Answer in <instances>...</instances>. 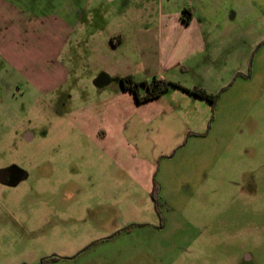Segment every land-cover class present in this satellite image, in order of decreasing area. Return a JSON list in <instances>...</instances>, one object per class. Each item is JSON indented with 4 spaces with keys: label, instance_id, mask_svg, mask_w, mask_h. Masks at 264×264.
<instances>
[{
    "label": "rangeland",
    "instance_id": "1",
    "mask_svg": "<svg viewBox=\"0 0 264 264\" xmlns=\"http://www.w3.org/2000/svg\"><path fill=\"white\" fill-rule=\"evenodd\" d=\"M4 1L72 33L40 40L62 45L58 87L44 95L21 70L38 42L21 47L10 32L0 42V168L28 175L0 184V264H264V0ZM109 33L146 36L166 67L142 59L157 80L217 95L215 105L177 88L136 105L115 77L96 88L100 67L147 74L127 44L91 56Z\"/></svg>",
    "mask_w": 264,
    "mask_h": 264
},
{
    "label": "crops",
    "instance_id": "2",
    "mask_svg": "<svg viewBox=\"0 0 264 264\" xmlns=\"http://www.w3.org/2000/svg\"><path fill=\"white\" fill-rule=\"evenodd\" d=\"M183 10L187 11L188 18L186 19L184 17V14L182 15L177 14L176 18L179 21L180 25L186 27L189 24H191L194 18L193 15L191 16L188 13L187 9L183 8L182 11ZM150 14L152 15V13ZM161 18L163 21L164 17ZM184 19L186 20V22L184 21ZM4 32H10L13 36V39H15V41L18 42V44L21 43L20 46L23 47L26 45L24 42L29 43V41H33L34 45L36 42H38L36 43V46H39L40 40H47L49 42L51 41V39L56 38V35L59 38V40H62L61 43L63 44L66 39V36L72 33V28H71V23L58 19L53 15L41 16V17L29 15L26 18V16L22 14L21 11H18L17 8L13 6L11 3L4 0L3 1L0 0V42H2L7 38ZM115 34L116 33H109L105 37H100L97 38L96 40H93V42L90 43V47L92 50L91 51L92 55L91 54L90 55L93 57H97L100 56L101 50H103V52L107 50L108 51L119 50L120 46L127 44V49L125 50L126 52L125 56H127V58L134 59V61H136L135 59H138L143 69L142 70L143 73H147L145 77H143L141 80H138V82H143L150 78L157 79L158 76V74L151 73L148 67L144 65V63H142V61L145 58L146 59L151 58L152 60H154L156 66H158L159 68L157 72L166 69V67L162 69L161 66L159 65L160 57L159 56L157 57V55L158 53L161 52V50L160 49L154 50L152 48L154 46L153 43L151 44L150 40H148L146 36L137 35V34L130 36V34H127L125 36L120 35L115 37ZM29 38L30 40H27ZM113 38H117L115 40L116 44L112 43ZM154 40L155 39H153V41ZM162 40L163 39L160 36L159 42L160 41L162 42ZM159 42L157 44V47L160 46ZM61 46L62 45L58 46V48H60ZM39 47L40 48L38 51L42 57L39 56L37 60L32 59V63L28 64L26 67L21 66V70L24 71L27 76L28 75L31 76V78L33 79L32 81L33 86L39 90L40 94L44 95L46 94V92L54 91L58 87L57 84L51 80H52V76L54 77L56 71H58L59 69L61 70L63 67H62V63H59L57 61V57L59 56L61 48L60 49L56 48L55 43L52 44V47H50L49 44H44L43 46L40 45ZM32 48L33 46L30 48V50H34L35 47L33 49ZM199 50H196V52L197 51L199 52ZM148 71L149 74L151 75L148 74ZM95 72L98 73V75L105 74L110 78L112 77L120 78L126 75H130L134 78V76L132 75L133 73H131L132 72L131 69L129 70V67L123 69H117V68L110 69L109 67L105 66L104 68L100 67L96 69ZM160 80L168 82L165 79H160ZM126 95L125 97L130 100L131 99L129 98L130 96L128 95L129 96L128 97ZM159 98L160 97H158L157 99ZM157 99L151 101H156ZM151 101L138 103V105H144ZM134 103H136L137 105L136 101H134ZM90 129H91V124H90ZM178 134H179L178 137H180L181 130L178 131ZM95 135L101 138L100 139L101 141H105V139L107 138V134L103 129V127L101 126L97 127V130L95 131ZM176 142L178 144L179 140H177ZM152 172H153V168H148V173L145 175V177L148 176V181H146L145 184L146 185L148 184L149 191H151L150 189H152L153 180L155 177V173L151 175Z\"/></svg>",
    "mask_w": 264,
    "mask_h": 264
},
{
    "label": "trees",
    "instance_id": "3",
    "mask_svg": "<svg viewBox=\"0 0 264 264\" xmlns=\"http://www.w3.org/2000/svg\"><path fill=\"white\" fill-rule=\"evenodd\" d=\"M182 14H187V11L183 10ZM184 21L186 22L185 19ZM118 82L120 85V89L124 92H129L130 94H132L137 103L155 100L161 95L170 91L171 88L181 89L194 98H199L207 101L212 106L215 105V101L217 98V95L208 94L204 90L199 88L187 89L180 86L179 84L157 80L156 78H152L150 82H138L135 81L132 76L126 75L118 78ZM158 194L159 188L153 180V186L150 196L153 201V207L156 214L159 216L160 220L163 221V211L161 208L163 204ZM57 259L58 258L54 256L44 257L39 261V264H49L51 262H55Z\"/></svg>",
    "mask_w": 264,
    "mask_h": 264
},
{
    "label": "flooded vegetation",
    "instance_id": "4",
    "mask_svg": "<svg viewBox=\"0 0 264 264\" xmlns=\"http://www.w3.org/2000/svg\"><path fill=\"white\" fill-rule=\"evenodd\" d=\"M26 138H28V135H26ZM27 178V173L16 164H10L0 168V184L5 187H16Z\"/></svg>",
    "mask_w": 264,
    "mask_h": 264
},
{
    "label": "water",
    "instance_id": "5",
    "mask_svg": "<svg viewBox=\"0 0 264 264\" xmlns=\"http://www.w3.org/2000/svg\"><path fill=\"white\" fill-rule=\"evenodd\" d=\"M111 82V78L105 74H99L93 81L96 88H101L108 85Z\"/></svg>",
    "mask_w": 264,
    "mask_h": 264
}]
</instances>
